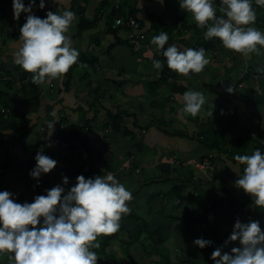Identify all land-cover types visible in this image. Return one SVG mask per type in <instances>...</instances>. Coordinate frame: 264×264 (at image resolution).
Segmentation results:
<instances>
[{
	"label": "crops",
	"instance_id": "0c3cea01",
	"mask_svg": "<svg viewBox=\"0 0 264 264\" xmlns=\"http://www.w3.org/2000/svg\"><path fill=\"white\" fill-rule=\"evenodd\" d=\"M65 8L78 17L68 33L79 50L78 62L62 77L37 84L42 101L32 115L36 130L24 140L44 146L19 153L18 166L4 168L0 154V191L31 202L63 184V176L69 178L68 189L80 174L87 178L114 172L133 193L132 211L122 217L117 233L98 237L101 246L93 249L97 264H214L216 247L230 251L239 244L224 243L237 219L259 220L264 229V209L234 183L244 168L234 156L264 150V71L258 70L264 66V52L243 56L219 38L206 40V28L191 20L179 0H45V7H34L33 13L45 17L48 10ZM112 9L119 15L113 16ZM120 16L134 18L136 30L114 29ZM25 18L22 12L15 19L13 9L5 14V33L18 35L9 42L0 35V44L10 50L0 54V62L10 68ZM255 26L264 29V11L257 13ZM161 31L169 35L165 48L173 42L183 48L207 43L202 46L209 64L190 76L166 64L154 68V58L166 60L151 41ZM238 83L244 87L226 91ZM189 89L207 97L196 116L182 110L183 93ZM53 118L57 121L51 130L47 122ZM71 128L80 134L68 135ZM75 147L83 154H75ZM41 148L57 164L33 178L30 171ZM86 163L88 172L83 171ZM197 237L213 243L201 249L193 244ZM0 264H10L7 253Z\"/></svg>",
	"mask_w": 264,
	"mask_h": 264
},
{
	"label": "clouds",
	"instance_id": "9594fccd",
	"mask_svg": "<svg viewBox=\"0 0 264 264\" xmlns=\"http://www.w3.org/2000/svg\"><path fill=\"white\" fill-rule=\"evenodd\" d=\"M255 3L264 6V0ZM179 5L191 14L198 27L206 28V40L219 38L227 49L243 56L264 52V29L255 26L253 0H179ZM34 7L43 9L45 0H39V4L29 0L27 5L24 0H12L14 18L19 19L22 12L26 14L14 63L32 73L34 83L41 84L62 77L78 62L79 50L68 35L78 17L68 8L61 12L48 10L45 17H40L33 13ZM218 10L224 14L219 15ZM151 41L156 52L166 58L153 59L156 69L166 64L190 76L209 64L203 46L183 48L173 42L165 48L169 41L166 31L152 36ZM258 70L264 71V66H258ZM234 90L232 85L226 88L229 93ZM206 101L203 92L189 89L183 93L182 110L196 116ZM56 121L53 118L47 122L51 130ZM34 159L36 164L30 171L33 178L48 173L57 164L43 148ZM234 159L244 165L235 185L250 194L255 206L264 209V150L255 148L251 154H236ZM62 179L63 184L36 195L31 202L17 201L7 189L0 191V256L7 253L10 264H97L99 255L93 249L101 246L98 237L117 233L122 217L132 211L129 202L134 199L133 193L112 171L87 178L80 174L68 189L64 185L69 178ZM237 240L239 244L230 251H224L223 246L213 250L214 264H264V229L259 220L237 219L224 243ZM212 243L203 237L193 240L201 249Z\"/></svg>",
	"mask_w": 264,
	"mask_h": 264
},
{
	"label": "trees",
	"instance_id": "16d2710c",
	"mask_svg": "<svg viewBox=\"0 0 264 264\" xmlns=\"http://www.w3.org/2000/svg\"><path fill=\"white\" fill-rule=\"evenodd\" d=\"M105 1L110 3L112 0ZM10 9H13L12 0H0V35L4 42L15 41L18 36L17 34L4 33L5 25L3 22L6 12ZM255 9L257 13H260L264 11V6L257 4ZM112 15L119 14L112 9ZM206 44L202 42L200 45ZM200 45L198 48L201 47ZM10 67L9 64L0 62V154L4 168L18 166L17 163L21 161L19 153L28 154L27 152L33 151L34 148L44 146L43 143L31 146L24 140L36 130V125L32 123V115H35L40 108L41 91L37 84L29 78L30 72L21 73L22 67L17 64H13L12 68ZM17 73L19 78L15 80ZM80 132V129L75 128L66 131L71 136L79 135Z\"/></svg>",
	"mask_w": 264,
	"mask_h": 264
},
{
	"label": "built area",
	"instance_id": "2783aa9c",
	"mask_svg": "<svg viewBox=\"0 0 264 264\" xmlns=\"http://www.w3.org/2000/svg\"><path fill=\"white\" fill-rule=\"evenodd\" d=\"M114 29L117 28H130V29H136L138 27V22L132 18V17H118L115 18L114 23L112 25ZM234 52V50H231ZM236 52V51H235ZM244 87V83H238L236 87L234 88L236 90H240ZM262 144L264 145V140H261ZM73 152L75 154H83V151L80 148H73ZM89 164L86 163V166L84 167L83 171L88 172L89 170Z\"/></svg>",
	"mask_w": 264,
	"mask_h": 264
},
{
	"label": "rangeland",
	"instance_id": "374dc122",
	"mask_svg": "<svg viewBox=\"0 0 264 264\" xmlns=\"http://www.w3.org/2000/svg\"><path fill=\"white\" fill-rule=\"evenodd\" d=\"M12 21H14V20H12ZM6 30H7V28H6ZM7 32H13V30H7ZM4 33H5V30H4ZM3 44V43H2ZM2 44H0V46L2 47ZM0 47V54H4L5 52H9L10 50L9 49H6L5 47H2L1 48ZM76 148H80V147H76ZM81 149V148H80ZM82 150V149H81ZM86 166V165H85Z\"/></svg>",
	"mask_w": 264,
	"mask_h": 264
},
{
	"label": "bare ground",
	"instance_id": "6f19581e",
	"mask_svg": "<svg viewBox=\"0 0 264 264\" xmlns=\"http://www.w3.org/2000/svg\"><path fill=\"white\" fill-rule=\"evenodd\" d=\"M132 30L134 31V30H136V29H132ZM137 39H138V37H137Z\"/></svg>",
	"mask_w": 264,
	"mask_h": 264
}]
</instances>
